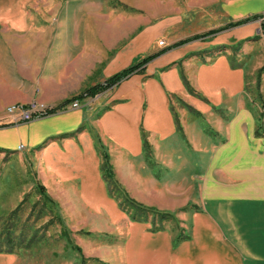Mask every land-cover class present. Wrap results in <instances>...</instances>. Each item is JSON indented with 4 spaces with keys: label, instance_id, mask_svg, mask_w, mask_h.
<instances>
[{
    "label": "rangeland",
    "instance_id": "1",
    "mask_svg": "<svg viewBox=\"0 0 264 264\" xmlns=\"http://www.w3.org/2000/svg\"><path fill=\"white\" fill-rule=\"evenodd\" d=\"M21 2L24 5L22 16L30 24L25 42L39 44L42 49L46 45L50 50L59 43L54 39L62 34L65 42L74 41L71 48L75 43L80 51L79 60L76 56L74 62L77 63L68 71L70 77L60 87L62 91H70L69 100L87 83L101 81L105 72L128 65L132 58L168 50L178 40L232 20L224 14L221 0ZM263 21L225 31L209 42L195 41L170 49L148 63L142 76L128 78L94 97L82 98L77 101V108H72L76 102L72 101L53 112L51 115L82 110L85 117L98 120L96 131L91 132L97 156L94 171H82L72 178L46 183L47 187L52 186L51 189L46 187L47 192L58 202L59 212L49 210L34 187L33 173L39 177L37 158H30V152L18 160L9 150H5L6 154L0 153V253L13 254V264H173L174 255L178 264H213L212 231L200 226L196 229L189 217L192 209L183 212L179 209L197 200L199 177L182 165L183 157L176 142L158 139L153 129L139 127L141 140L137 150L131 134L135 122L132 113L134 108H140L139 116L145 121L160 105L150 85L155 83L166 92L169 112L180 124V128L176 126V133L182 137L181 121H189L192 129L196 121H205L194 113L200 109L195 100L203 102L194 90L199 80L210 71L224 86L232 78L225 75L227 68L241 75V87L233 91V100L244 101L245 110L257 120L262 112L261 101L264 102ZM217 44L219 46L208 49ZM60 55H51L49 66L57 64ZM35 57L41 62L44 55ZM60 66L63 73L66 67ZM172 73L178 78L179 86L170 84ZM232 105L225 95L220 112L209 107L207 114L202 110V115L209 121H215L218 116L227 121L230 113L237 114L236 110L241 109L230 108ZM3 110H0V126L8 124ZM184 116L187 120L180 119ZM45 117L48 116L42 118ZM83 126L77 132L80 133ZM99 146L109 155L113 177L106 166L102 167ZM167 150H170L169 157ZM128 200L169 216L162 220L152 212L136 216ZM57 213L65 221L80 255L61 237L62 226ZM192 233L196 240L190 247L199 245L203 252L191 254L189 259L184 249L179 251L175 241L177 237L191 238ZM142 241L148 243L139 245ZM28 245L33 247L27 248ZM148 247L154 254L158 252L160 260L137 262L136 251Z\"/></svg>",
    "mask_w": 264,
    "mask_h": 264
},
{
    "label": "crops",
    "instance_id": "2",
    "mask_svg": "<svg viewBox=\"0 0 264 264\" xmlns=\"http://www.w3.org/2000/svg\"><path fill=\"white\" fill-rule=\"evenodd\" d=\"M221 1L224 14L232 20L211 30L221 29L240 19L264 13V0ZM23 12L24 5L21 0H0V110L4 109V119L8 123H5L7 126L3 125L0 128V149L2 150L0 153L6 154L5 150H9L8 153L14 155L18 160L30 152V158H37L35 162L39 177L37 174L34 176L35 173H33L34 187L36 189L38 186H42L51 200L49 204H44L52 212H59L58 202L47 192V188L51 189L52 186L47 187L46 183L61 178L69 179L82 171L86 173L94 171L97 156L92 134L96 131L95 123L98 120L95 117H85L82 110H75L29 123L9 124L11 116L6 112V108L12 104L39 101L52 106L69 100L70 91L66 89L62 91L60 87L65 79L70 77L68 71L77 63L74 62V59L78 57L79 60L81 56L75 43L71 48L74 41L70 39L65 42L62 34L61 37L54 39L59 43H56L50 50L46 45L42 49L39 44L32 45L31 41L25 42L30 24L24 20ZM250 23L253 22L236 28L244 27ZM236 28L216 33L208 40L195 41L209 42L214 40L217 35ZM211 30L181 40L205 34ZM261 30H263L262 26ZM215 46L219 45H210L208 49ZM208 49L204 50L208 51ZM37 54L44 55L41 62L39 58H33ZM53 54L62 56H58L57 64L49 66V61L52 59L49 57ZM141 58L143 56H137L132 58L128 65L113 72H105L101 81L87 83L73 97L91 86L103 83L107 78ZM56 59L57 57L52 61L55 62ZM60 64H64L66 67L63 73L60 72L63 69ZM225 69V75H231L232 78L231 82L224 86L223 81L218 82L210 71L199 80L198 88L196 87L194 90L195 95L200 94L199 99L203 102L195 100V105L200 109L198 108L199 111L196 110L194 113L196 117H203L205 121H196L194 129L189 128V121H181L184 126L181 125L182 137L176 133V126L180 128V124L169 112L166 92L157 84H150L153 86L151 89H154L155 98L160 101V105L153 109L145 121L139 116L140 108H134L132 121L135 122L134 130L131 133L132 141L135 142V148L138 150L140 148L139 139L141 140L139 127H145L146 130L156 131L158 139L162 141L176 142V148L183 157L182 165L185 164L193 171L192 173L199 177L197 200L194 199L179 209L182 212L187 211V208L192 209L189 217L193 219L195 228L200 226L206 228L207 231H212L211 238L214 248L210 249L212 250L213 264H264V136L261 138L254 136L257 121L250 112L245 110V102L233 100V91L241 87L240 72ZM77 75L78 73H76ZM169 82L175 86L180 85L175 73H172ZM76 89H78V85ZM211 94L213 97H208ZM225 95L232 101L233 105L230 108L241 107L242 111L238 109L236 110L239 111L237 114L230 113L227 121L222 120L220 116L216 117L215 121H209L202 115V110H206V114L209 107L219 111ZM189 100L192 102L190 95ZM243 113L248 114L249 118ZM180 119L187 120L185 116ZM262 122L264 123V121ZM81 126H83V130L81 128L79 133L77 131ZM197 137L198 143H196ZM20 145H23V150H18ZM166 152L169 157L170 150ZM59 214L57 213L59 222L66 229L65 221ZM193 233L191 238L189 236L177 237L175 241V245L179 246V251L185 250L187 258L191 254L203 252L199 245L190 247V244L196 240ZM61 237L63 236L61 235ZM63 239L66 241L64 237ZM147 243V241H142L139 245ZM29 247L33 246L28 245L27 248ZM146 250L149 251L146 252ZM136 257L137 262L142 260L143 263L146 260L150 263L154 258H156L155 261L161 258L158 252L154 254V250L150 251L149 247L138 249ZM175 257L176 255L171 261L173 264H178ZM14 260L13 254L0 253V264H13Z\"/></svg>",
    "mask_w": 264,
    "mask_h": 264
},
{
    "label": "trees",
    "instance_id": "3",
    "mask_svg": "<svg viewBox=\"0 0 264 264\" xmlns=\"http://www.w3.org/2000/svg\"><path fill=\"white\" fill-rule=\"evenodd\" d=\"M261 19H264V13L253 15V16L238 20L236 22H232V23L222 27L221 29L211 30V31H209V32H207L205 34L196 35V36H194L192 38H187V39L178 41L177 43H175L172 46H170L168 48V50L180 47V46L185 45V44H187V43H189L191 41L208 40V39H210L209 37H212L216 33H219V32L224 31L226 29L236 28V27L245 25V24H247L249 22L259 21ZM261 26H262V29L264 30V21H263V23H261ZM168 50L162 51V52L157 53V54L146 55L145 57H143L141 59H138L135 63H133L129 67H127V68L121 70L120 72L112 75L111 77L107 78L103 83H99V84H96L94 86H91V87L85 89L78 96L72 98L71 100H67V101L63 102L60 105H57L55 108H61L64 105H67V104H69L72 101H80V99H82V98L94 97V96L100 94L101 92L108 90L109 88L117 86L118 84H120L121 82L127 80L128 78H130L133 75L143 74L144 71H145L146 65L148 63H150L153 59H155L160 54H163V53H165ZM258 97L261 99L260 95H258ZM261 108H262V112H260L259 115H258V118L256 120L257 121V125H256L254 133H253L254 136L257 137V138H261V137L264 136V123L262 122L263 119H264V102L263 101H261ZM4 126H7V125H4ZM0 127H3V126H0ZM1 151L2 150L0 149V152ZM99 151H100V154H101V156L103 158L102 167L106 166V168L109 170L110 174L113 177V170H112V167L110 165L109 155L106 153L105 149L102 146H99ZM36 190H37L38 194L40 195V197L42 198V200L44 201L45 204H49L51 202L49 196L46 194L45 189L42 186H38L36 188ZM127 204H129L131 209H133L135 212H137V213H134V214H137L136 216H138V213L140 215H143V214H146V212L156 213L161 220L162 219H166L169 216L167 213H161L159 211H155L153 209L146 208V207L142 206L141 204H138V203H136L134 201L128 200ZM61 235L66 239L68 244L76 252H78V254L80 255V249L76 245L73 244V242H72V240H71V238L69 236V232L67 231V229L63 228V226H62V230H61ZM180 240H183V239H180Z\"/></svg>",
    "mask_w": 264,
    "mask_h": 264
},
{
    "label": "built area",
    "instance_id": "4",
    "mask_svg": "<svg viewBox=\"0 0 264 264\" xmlns=\"http://www.w3.org/2000/svg\"><path fill=\"white\" fill-rule=\"evenodd\" d=\"M72 108H77L78 103L73 102ZM65 105L63 106V108ZM62 108V107H61ZM60 108L49 107L37 102H30L26 105H12L6 109L8 115L11 116L9 124H19V123H29L41 119L44 116H49L53 112L59 110ZM56 113V112H55ZM23 145L18 147V150H23Z\"/></svg>",
    "mask_w": 264,
    "mask_h": 264
}]
</instances>
